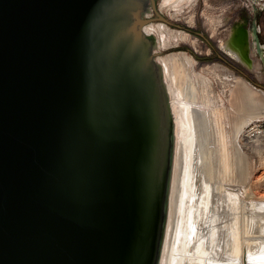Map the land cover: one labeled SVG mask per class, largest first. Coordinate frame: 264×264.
I'll use <instances>...</instances> for the list:
<instances>
[{"label": "water", "instance_id": "1", "mask_svg": "<svg viewBox=\"0 0 264 264\" xmlns=\"http://www.w3.org/2000/svg\"><path fill=\"white\" fill-rule=\"evenodd\" d=\"M154 6L0 0V264H150L167 120L142 32Z\"/></svg>", "mask_w": 264, "mask_h": 264}, {"label": "bare ground", "instance_id": "2", "mask_svg": "<svg viewBox=\"0 0 264 264\" xmlns=\"http://www.w3.org/2000/svg\"><path fill=\"white\" fill-rule=\"evenodd\" d=\"M194 1L159 0V10L171 8L176 14ZM149 14L147 11L146 16ZM212 24L225 25L226 17ZM142 32L153 40L156 33L167 34L175 42L180 39L201 51L196 36L163 21H147ZM209 35L256 78L262 77L260 62L248 52L243 55L244 48L233 40L232 28L228 26L220 36L211 29ZM154 60L165 93L167 122H175L177 133L171 137L162 221L160 217L150 264H264V196L252 197L251 187L243 185L251 171L245 149L264 159V129L257 125L264 119V89L219 61H198L187 50L162 55L154 52ZM210 73L228 81L226 101L220 103L212 95ZM181 132L185 150L178 203ZM228 174L235 176L238 188L226 186ZM200 220L216 223L203 234L194 232L193 239L187 240V228L194 229Z\"/></svg>", "mask_w": 264, "mask_h": 264}, {"label": "rangeland", "instance_id": "3", "mask_svg": "<svg viewBox=\"0 0 264 264\" xmlns=\"http://www.w3.org/2000/svg\"><path fill=\"white\" fill-rule=\"evenodd\" d=\"M238 1L239 0H195L194 2L190 3V5L188 4V5H185L184 8L182 7L183 10L181 8L180 11L176 12V14L175 13L172 14L174 10L171 9V8H169V10H165V9L159 10V0H155L154 8L150 7L148 10H146L145 13H144L145 14L144 16L147 15V11H150L149 16H146V17L149 18V20L163 21L167 25L171 26L172 28H181V29H184V30H185V28H191V29L200 31V32L204 33L206 35V37L209 40H211V42L213 44H215L216 41L214 40V38H212L209 35L210 30L211 29H215L216 34L218 36H220V35H222L225 32V30L228 27V25L227 24H225V25H218L217 24V25H215L213 27L212 23H214L218 19H223L225 17L226 18L230 17L231 15L235 16V14H233L231 12V9H233V6L231 7V5H232L233 2L237 3ZM157 14H160L161 16L166 18L167 21L159 19V18H156ZM208 18L210 20H208ZM260 19L263 20V18H260ZM187 20H189V21H187ZM209 25H211V26L209 27ZM194 36H196V38L198 40V45H199V47L201 49L200 52L196 51L188 43H186V42H184V41H182L180 39H178V41L175 42L174 39L170 38L167 34L159 35V33L155 34V39L156 40H153L151 38L152 44H153L152 45L153 46V51L158 53V54H161V55L164 54V53L166 54L168 52L178 51V50H187L190 53L194 52L195 54L200 56V59L196 58L200 62H205V61H209V60H211V61L212 60H216V61H219V62L227 65L228 67H230L233 71H235L238 74H240V72H238V70L243 69V71L248 75L247 76L248 80H250L253 84H255L257 86H260V87L264 86V65H263V68H261L262 77L258 79V78H256V75L251 70L247 71L246 69L242 68L241 65H239L237 62H234V61L230 60L229 57L223 51H220L217 48V51L213 53L212 49L207 47V43L205 42V40H203L201 37L197 36L196 34H194ZM208 36H210L211 39ZM250 51H251V57L253 55V57H252L253 59H256V60L260 61L259 57L256 56V54H255V49L253 48V46H251ZM261 64H262V62H261ZM166 75H167V72H166ZM208 76L210 77V80H209L210 88L213 89L212 90V95L220 103H221V100L222 101H226L227 94H228V91H229L228 81H226L225 79L221 80V78H223V77H221V75H216L215 76V74L210 73V74H208ZM262 88L264 89V87H262ZM227 120H228V118L226 117L225 118V122H224L225 126L228 125L227 124ZM174 123L175 122H172V121L167 122V120H166V140H165L166 163H165V167H166V164H167L168 155H169V153L171 151V147H170V145H172L171 144V137H172V135L176 137V133H177V130H176V127H175ZM257 125H258L259 128L264 129V119L263 118L260 119L257 122ZM181 128H182V126H181ZM180 136H181V154H182V156H181V167H180V178H179L178 203L180 202V197H181V187H180L181 183H180V181H181V176L183 174L182 170H183V165H184V150H185L184 149V146H185L184 141L185 140L183 139V133L182 132H181ZM212 140H214L213 137H212ZM172 149H173V147H172ZM245 151L247 153L246 155L248 157V163H249V168L251 170L250 171L251 175L249 173V176L246 177L245 181L243 182V185L245 184V188L246 189H248V187L249 188L251 187L249 190H251V192H252L251 193L252 197L257 198L258 196H264V194H263L264 193V163H259V161L262 162L264 159L263 160L260 159V157L256 153L252 154V152H249L246 149H245ZM263 154H264V147L262 149L261 156H263ZM250 163H251V165H250ZM252 165L254 167V170H253ZM165 172H166V170H164L162 196H163V193H164V181H165V176H166ZM226 178L229 179V180H225V184L227 182L226 186L230 184L229 186L231 187L234 184L236 187L233 185L231 188H234V187L238 188L237 187L238 183H237V181H235L236 178H235L234 175L228 174ZM232 178H233V180H232ZM229 181H230V183H229ZM252 182H255V183L252 184ZM250 183L253 186L250 185ZM161 203H162V201H161ZM161 216H162V213H160V217ZM161 221H162V217H161ZM202 223L204 224V222H201V220H200L199 223L195 222L194 229H193V227H190L189 229L187 228V230L185 232V238H187V240H189L190 238L193 239L194 232H196V231L199 232V234L205 233L206 230H208L210 227H212V225H214L216 223V221L208 222V223L205 222L204 226H203Z\"/></svg>", "mask_w": 264, "mask_h": 264}, {"label": "flooded vegetation", "instance_id": "4", "mask_svg": "<svg viewBox=\"0 0 264 264\" xmlns=\"http://www.w3.org/2000/svg\"><path fill=\"white\" fill-rule=\"evenodd\" d=\"M232 6L233 9H231V12L235 14V16L231 15L230 17H227L226 24L232 29H245V41L239 42L238 40H236V43L239 48H244L242 50L243 55L247 54L248 52V54L251 56L250 48L251 46H253V48L255 49L256 56H258L260 59L259 62L261 70L264 65V0H239L237 3L233 2L231 7ZM260 18H263V20ZM189 32L193 35L196 34L197 36L205 40V42L207 43V47L211 48L213 53L216 52L218 48L220 51H223L229 57L230 60L237 62L239 65H241L242 68L246 69L247 71H250L249 68H247L242 63L238 62L232 56L227 54L225 50L219 48L216 43L213 44L204 33L191 28ZM256 37L257 42L255 40ZM238 72H240L241 75L247 78L248 75L243 71V69L238 70Z\"/></svg>", "mask_w": 264, "mask_h": 264}, {"label": "trees", "instance_id": "5", "mask_svg": "<svg viewBox=\"0 0 264 264\" xmlns=\"http://www.w3.org/2000/svg\"><path fill=\"white\" fill-rule=\"evenodd\" d=\"M186 30H189L190 31V28H186ZM191 54L197 58V59H200V56H198L197 54H195L194 52H191Z\"/></svg>", "mask_w": 264, "mask_h": 264}, {"label": "built area", "instance_id": "6", "mask_svg": "<svg viewBox=\"0 0 264 264\" xmlns=\"http://www.w3.org/2000/svg\"><path fill=\"white\" fill-rule=\"evenodd\" d=\"M262 129V128H261Z\"/></svg>", "mask_w": 264, "mask_h": 264}]
</instances>
